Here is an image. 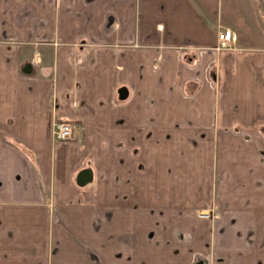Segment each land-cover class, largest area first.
Here are the masks:
<instances>
[{
	"label": "crops",
	"instance_id": "0c3cea01",
	"mask_svg": "<svg viewBox=\"0 0 264 264\" xmlns=\"http://www.w3.org/2000/svg\"><path fill=\"white\" fill-rule=\"evenodd\" d=\"M240 13L0 0V264H264V27Z\"/></svg>",
	"mask_w": 264,
	"mask_h": 264
},
{
	"label": "built area",
	"instance_id": "2783aa9c",
	"mask_svg": "<svg viewBox=\"0 0 264 264\" xmlns=\"http://www.w3.org/2000/svg\"><path fill=\"white\" fill-rule=\"evenodd\" d=\"M235 36L229 29L219 31L217 34V46L215 52L234 50ZM73 125L65 121H56L51 127V138L58 142H68L73 140ZM201 219H208L209 214H200Z\"/></svg>",
	"mask_w": 264,
	"mask_h": 264
},
{
	"label": "rangeland",
	"instance_id": "374dc122",
	"mask_svg": "<svg viewBox=\"0 0 264 264\" xmlns=\"http://www.w3.org/2000/svg\"><path fill=\"white\" fill-rule=\"evenodd\" d=\"M234 9L236 12H233ZM247 9L252 10L256 17H260V24L264 27V0H223L224 16H230L232 13L237 15L238 11L243 13ZM241 13L240 16L244 15Z\"/></svg>",
	"mask_w": 264,
	"mask_h": 264
},
{
	"label": "flooded vegetation",
	"instance_id": "af4514ba",
	"mask_svg": "<svg viewBox=\"0 0 264 264\" xmlns=\"http://www.w3.org/2000/svg\"><path fill=\"white\" fill-rule=\"evenodd\" d=\"M213 209H214V208H213ZM213 209L211 208V209L205 210V212H206L207 214H209V218L207 219V220H209V221H211V220H213V219H219V215H218L217 213H215ZM199 213H201V212H199ZM198 264H202V263L200 262V263H198Z\"/></svg>",
	"mask_w": 264,
	"mask_h": 264
},
{
	"label": "water",
	"instance_id": "95a60500",
	"mask_svg": "<svg viewBox=\"0 0 264 264\" xmlns=\"http://www.w3.org/2000/svg\"><path fill=\"white\" fill-rule=\"evenodd\" d=\"M81 179H83L84 182H85V180H86V179H89V177H81Z\"/></svg>",
	"mask_w": 264,
	"mask_h": 264
}]
</instances>
